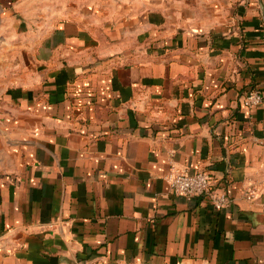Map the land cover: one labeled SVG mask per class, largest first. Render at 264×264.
<instances>
[{"label":"crops","instance_id":"1","mask_svg":"<svg viewBox=\"0 0 264 264\" xmlns=\"http://www.w3.org/2000/svg\"><path fill=\"white\" fill-rule=\"evenodd\" d=\"M252 89L264 0H0V264H264Z\"/></svg>","mask_w":264,"mask_h":264},{"label":"built area","instance_id":"2","mask_svg":"<svg viewBox=\"0 0 264 264\" xmlns=\"http://www.w3.org/2000/svg\"><path fill=\"white\" fill-rule=\"evenodd\" d=\"M263 101L264 93L258 89H252L241 97L240 104L242 109L252 114ZM167 181L171 193L187 200L207 198L216 210L224 209L230 203L225 192L217 191L215 178L206 171L191 174L187 171L173 170L168 175ZM243 195L248 201H254L257 198V191L249 189L243 191Z\"/></svg>","mask_w":264,"mask_h":264}]
</instances>
